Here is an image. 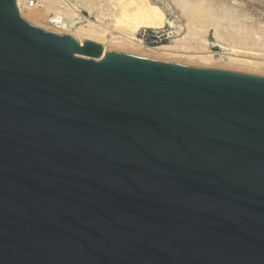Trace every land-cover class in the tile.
I'll return each instance as SVG.
<instances>
[{
  "label": "water",
  "instance_id": "95a60500",
  "mask_svg": "<svg viewBox=\"0 0 264 264\" xmlns=\"http://www.w3.org/2000/svg\"><path fill=\"white\" fill-rule=\"evenodd\" d=\"M81 41L0 0V264H264V75Z\"/></svg>",
  "mask_w": 264,
  "mask_h": 264
},
{
  "label": "bare ground",
  "instance_id": "6f19581e",
  "mask_svg": "<svg viewBox=\"0 0 264 264\" xmlns=\"http://www.w3.org/2000/svg\"><path fill=\"white\" fill-rule=\"evenodd\" d=\"M47 1L44 2L43 9L36 10L31 8L26 0H16L21 16L33 21L40 28L47 29L43 24H54L56 27L54 32L71 34L81 44L83 43L81 40L99 42L104 45L105 52L125 51L153 59L264 74L263 29L257 27L258 24L256 26L245 24L246 19L244 21L242 19L244 10L237 12L233 6L224 7L218 0H173L178 15L180 14L176 19L182 21H179V25L169 33L166 32L168 22L166 12L151 0H107L117 20L114 29L107 24L98 25L92 22L81 26L76 23L64 26L57 18L49 15L55 1ZM229 2L232 0L228 1V4ZM89 3L91 12V2ZM174 8L172 7V10ZM107 16L106 14L104 18H108ZM102 21L103 19L100 22ZM141 31L164 33L168 42L156 47L148 46L144 39L139 37ZM211 34L216 42L212 46L208 41ZM181 36V39H177ZM214 47H225L227 49L224 48V51L227 52L217 55L212 51Z\"/></svg>",
  "mask_w": 264,
  "mask_h": 264
},
{
  "label": "rangeland",
  "instance_id": "374dc122",
  "mask_svg": "<svg viewBox=\"0 0 264 264\" xmlns=\"http://www.w3.org/2000/svg\"><path fill=\"white\" fill-rule=\"evenodd\" d=\"M45 1H47V0H26V2L30 3L31 8H34L36 10L43 9V7L45 6V4H44ZM53 1H55V5L53 6V9H52V11H50L49 15L52 18H57L58 21L60 23H62L64 26L73 25L74 23L79 24V26H81V25L88 24L87 22H92L95 24L97 23L98 25H101V24L106 25L107 24V25L112 26L113 29L115 28V22L117 20L114 17L113 12L110 9V6L107 4V0H105V2H104V0H91V1L90 0H53ZM82 1H83V3H82ZM93 1L95 4L93 3ZM151 1L153 3H155L158 7H160L163 11H165L167 14L168 22H167L166 32L169 33L170 31H173L175 26L179 25L178 22L182 21L181 19H176L179 17L180 14L178 15V11L176 10V7H175L173 0H151ZM228 1H231V0H218V2L221 3L224 7H229V6L232 7L233 6L232 8H234L237 12L244 10L245 13L242 14L243 15V18H242L243 21L246 19V21L244 23L245 24H251L253 26H256V24H258L257 27H259L261 30L263 29V31H264V0H232V2H229V4H228ZM49 2H50V4H52L51 1H49ZM85 2H88V3H85ZM89 2H91V7H90V8H92L91 12H89V10H90L89 9V5H90ZM99 2H100V4H99ZM170 2H172V3H170ZM260 3H261V6H260ZM71 7L73 9L72 11H71ZM172 7L173 8L175 7V8L172 10ZM246 8H247V10H246ZM18 9H19V7H18ZM70 12H73V13H70ZM101 13L103 16L101 15ZM70 14H72V15H70ZM106 14L108 15L107 16L108 18L105 19L104 17H106ZM22 18L25 19L24 17H22ZM100 19L101 20L103 19V21L100 22L101 21ZM25 20L27 22H29L31 25L39 27L33 21H30L29 19H25ZM43 25L46 26L47 29H43V28H41V29H43L45 31L56 33L53 31L56 28V27H54L55 26L54 24H43ZM182 32H181V34H182ZM160 33L161 32L156 33L154 31H141V33L139 34V37L142 40L144 39V42L146 45L151 46V47H156V46H159L163 43L168 42L166 36H164V33H162V34H160ZM57 34H59V33H57ZM60 35H71V34L62 33ZM184 35L185 34H183L182 36L184 37ZM182 36L178 37L177 39H181ZM208 41H209V44H211V46L216 43L212 34L208 38ZM93 42L99 43L96 41H93ZM99 44H101V43H99ZM224 48L214 47V48H212V51H214V53L218 55V54H221L223 52H227V51H224ZM225 49H227V48H225ZM122 52H125V51H122ZM125 53H127V52H125ZM167 61H169V60H167ZM177 63H180V62H177ZM183 64H185V63H183ZM189 65H191V64H189ZM198 66H200V65H198ZM225 69H227V68H225ZM231 70H233V69H231ZM235 71H239V70H235ZM241 72H246V71H241ZM246 73H248V72H246ZM249 73H251V72H249ZM254 74H258V73H254ZM259 75H264V74L259 73Z\"/></svg>",
  "mask_w": 264,
  "mask_h": 264
}]
</instances>
